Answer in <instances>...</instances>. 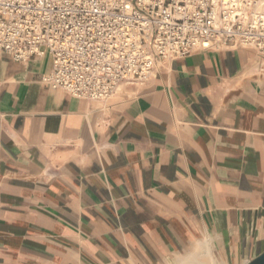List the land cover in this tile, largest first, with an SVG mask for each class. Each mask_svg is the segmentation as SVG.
Instances as JSON below:
<instances>
[{"label": "crops", "instance_id": "crops-1", "mask_svg": "<svg viewBox=\"0 0 264 264\" xmlns=\"http://www.w3.org/2000/svg\"><path fill=\"white\" fill-rule=\"evenodd\" d=\"M264 60L169 62L129 98L0 51V264H246L264 252Z\"/></svg>", "mask_w": 264, "mask_h": 264}, {"label": "built area", "instance_id": "built-area-1", "mask_svg": "<svg viewBox=\"0 0 264 264\" xmlns=\"http://www.w3.org/2000/svg\"><path fill=\"white\" fill-rule=\"evenodd\" d=\"M264 58V0H0V51L50 57L41 83L104 102L200 51Z\"/></svg>", "mask_w": 264, "mask_h": 264}, {"label": "rangeland", "instance_id": "rangeland-1", "mask_svg": "<svg viewBox=\"0 0 264 264\" xmlns=\"http://www.w3.org/2000/svg\"><path fill=\"white\" fill-rule=\"evenodd\" d=\"M261 63H264V60L257 61V64H261ZM262 75L264 76V72H262ZM136 91H138V89H126V90L120 91L115 97L129 98V97H132L136 93Z\"/></svg>", "mask_w": 264, "mask_h": 264}, {"label": "water", "instance_id": "water-1", "mask_svg": "<svg viewBox=\"0 0 264 264\" xmlns=\"http://www.w3.org/2000/svg\"><path fill=\"white\" fill-rule=\"evenodd\" d=\"M246 264H264V252L255 257L254 259L250 260Z\"/></svg>", "mask_w": 264, "mask_h": 264}, {"label": "bare ground", "instance_id": "bare-ground-1", "mask_svg": "<svg viewBox=\"0 0 264 264\" xmlns=\"http://www.w3.org/2000/svg\"><path fill=\"white\" fill-rule=\"evenodd\" d=\"M129 91H130V90H129ZM133 91H134V90H133ZM133 91H132V92H133Z\"/></svg>", "mask_w": 264, "mask_h": 264}]
</instances>
